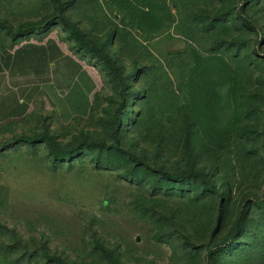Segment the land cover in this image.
I'll use <instances>...</instances> for the list:
<instances>
[{
	"label": "rangeland",
	"instance_id": "obj_1",
	"mask_svg": "<svg viewBox=\"0 0 264 264\" xmlns=\"http://www.w3.org/2000/svg\"><path fill=\"white\" fill-rule=\"evenodd\" d=\"M60 1L81 48L54 0H0V264H264V0ZM47 40L87 96L50 85ZM44 128L68 156L19 140Z\"/></svg>",
	"mask_w": 264,
	"mask_h": 264
},
{
	"label": "trees",
	"instance_id": "obj_2",
	"mask_svg": "<svg viewBox=\"0 0 264 264\" xmlns=\"http://www.w3.org/2000/svg\"><path fill=\"white\" fill-rule=\"evenodd\" d=\"M139 1H141V3L144 4V7H146L147 9H149L151 12H154V13H158V12L164 13L166 12L167 7H168L165 0H139ZM54 2L56 4L57 18L59 22L67 30L69 36L74 41L76 47L81 48L85 44L82 30L75 23L69 21L63 15V12H64L63 3L60 0H54ZM115 2L118 3L119 0H116ZM241 22L247 27H250L252 29L255 28L254 23L251 22L246 15L241 16ZM102 58L107 64L109 72L112 71L116 73L117 72V61H118L117 56L113 55V57H110V56L104 55L102 56ZM19 140L27 144H36L39 142H43L49 148L51 154L55 158H62L64 156H68L71 152V150L61 149L57 145L54 136L50 134L46 128H44L40 133H37L34 135L21 136ZM102 146L106 147L105 145H102ZM127 154L132 160H135V161L138 160L133 154L131 153H127ZM160 173L170 179H177V178L185 177L182 175L178 176V175L166 173L164 171H160ZM194 175H198L204 178L202 174H194ZM203 181L205 183V186H207L208 188H211V190H213L215 193H218L215 186H212L209 181L205 179H203ZM254 204L257 208L263 209L264 208V195L260 200H255ZM246 216H247V208L243 205L240 208L237 216L235 217L233 228L228 236L227 243L230 240L234 239L237 236V234L241 231L242 227L245 224ZM0 228H2L3 230L9 231L4 226H0ZM42 256L45 257L51 263L64 264V262L60 259V257L49 256L46 254V252L43 249H42ZM211 256H212V253L208 251L207 258L210 259ZM109 259H110L111 264H118V261L114 256L112 255L109 256Z\"/></svg>",
	"mask_w": 264,
	"mask_h": 264
},
{
	"label": "crops",
	"instance_id": "obj_3",
	"mask_svg": "<svg viewBox=\"0 0 264 264\" xmlns=\"http://www.w3.org/2000/svg\"><path fill=\"white\" fill-rule=\"evenodd\" d=\"M37 48L33 53L37 54L38 59L42 62H50L51 59L55 64L56 75L53 80H50V85L53 86L55 91L58 92L64 85L61 82H65V85L71 87L74 95H80L85 97L89 94L90 88H92L93 79L89 73L81 70L80 63L63 53L58 44H54L53 41L47 40L38 45H33V48ZM69 89V88H68ZM76 95V96H77ZM1 112V101H0ZM1 119V116H0Z\"/></svg>",
	"mask_w": 264,
	"mask_h": 264
}]
</instances>
